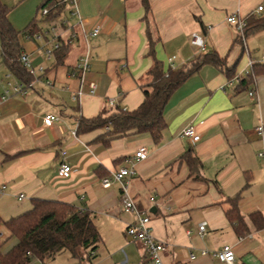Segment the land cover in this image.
I'll use <instances>...</instances> for the list:
<instances>
[{
	"label": "crops",
	"instance_id": "0c3cea01",
	"mask_svg": "<svg viewBox=\"0 0 264 264\" xmlns=\"http://www.w3.org/2000/svg\"><path fill=\"white\" fill-rule=\"evenodd\" d=\"M14 2L9 20L21 32L19 42L33 67L26 68L33 80L26 95L0 100L2 222L29 211L34 199L60 201L95 216L101 241L90 264H151L143 244L126 233L136 219L123 211L122 185L102 183L133 165L127 193L150 218L153 237L164 245L163 264H225L214 256L224 246L232 248L234 264H264V162L258 157L262 141L256 131L264 126V72L255 76L252 71L254 64L264 66V31L245 35L243 42L227 22L233 14L245 20L264 18V0H147V17L144 0L66 1L49 17L41 12L38 17L44 0ZM26 3L30 11L16 16ZM32 22V32L23 33ZM96 28L100 33L92 36ZM148 31L166 69L215 51L228 67L239 62L237 77L229 80L211 65L190 77L164 109L166 128L158 145L149 134L115 139L108 146L96 140L102 130L78 135L81 117L94 118L118 107L134 111L141 105L152 64ZM193 34L203 38L204 49L192 45ZM254 39L258 42H249ZM58 44L67 47L62 56L54 50ZM86 54L85 94L73 101L81 86L73 72ZM243 79L247 87L241 86ZM9 83L21 82L4 62L0 40V92ZM89 83L97 86L93 95L88 94ZM252 91L256 97L249 95ZM47 115L59 121L46 126ZM189 126L201 135L195 146L183 135ZM142 149L148 157L138 160L135 154ZM188 155L198 160L193 171L184 159ZM63 163L73 170L68 179L59 176ZM233 203L241 225L227 214ZM203 223L206 233L201 236ZM0 232L1 257L18 240L3 224ZM28 264L86 263L63 252L49 262L33 259Z\"/></svg>",
	"mask_w": 264,
	"mask_h": 264
},
{
	"label": "trees",
	"instance_id": "16d2710c",
	"mask_svg": "<svg viewBox=\"0 0 264 264\" xmlns=\"http://www.w3.org/2000/svg\"><path fill=\"white\" fill-rule=\"evenodd\" d=\"M66 1L44 0L39 12L48 9L49 17L62 9ZM144 9L147 17L149 12L147 0H144ZM9 13V7L0 0L1 53L10 73L21 83L29 85L33 75L21 63L23 55L19 42L21 32L11 24ZM246 22V37L264 31L263 17L251 16ZM35 26V22H32L23 33L32 32ZM147 37L149 48L147 57L152 59V64L147 71L148 81L142 86L144 100L141 105L134 111L118 107L115 110L105 109L94 118L81 117L76 132L78 135L102 130L103 134L96 140L108 146L115 139L149 134L155 145H158L166 128L164 109L173 94L190 77L207 65L223 71L229 80L237 77L236 67L239 62L228 67L224 58L215 51L202 53L184 66L166 69L163 62L156 57V42L149 31ZM66 48L61 44L55 50L57 56H62ZM252 71L257 76L264 72V66L254 64ZM241 86H248L246 79L241 80ZM184 159L193 171V166L198 163L197 158L188 155ZM227 214L233 223L242 224L243 220L235 203L231 205ZM2 224L9 232V236L16 238L18 243L8 254L0 257V264H28L33 259L49 262L63 252H68L71 256L81 258L86 264H90L101 241L95 216L91 212L60 201L34 199L29 211L5 222L0 219V227Z\"/></svg>",
	"mask_w": 264,
	"mask_h": 264
},
{
	"label": "built area",
	"instance_id": "2783aa9c",
	"mask_svg": "<svg viewBox=\"0 0 264 264\" xmlns=\"http://www.w3.org/2000/svg\"><path fill=\"white\" fill-rule=\"evenodd\" d=\"M67 1H69L72 4L75 3V0H67ZM262 10L263 8L260 7L259 11ZM48 13H49L48 9H44L41 11L42 16H47ZM227 22L237 30L238 35L244 42L246 28H247L246 20L233 14L227 18ZM99 33H100V28H96L93 31L92 36H96ZM191 43L192 45L200 49L205 48L203 38L197 34L192 35ZM58 48H59V44L54 47V50ZM169 61L170 63H173L174 58H171ZM89 62H90L89 55L86 54L82 58H80V60L75 66L73 75H76V73L79 74L81 80V86L79 90L72 96L73 101H79L80 98L85 94L84 77L85 74L89 71ZM21 63L25 68L30 69L32 71L33 67L27 55L25 54L22 55ZM43 71L44 70L41 69V72ZM27 87L28 86L23 83H15V84L9 83L7 85V88H5L2 92H0V100H6L14 95L24 96L27 93ZM96 88L97 86L95 83H89L87 85L88 94L90 95L95 94ZM249 95L251 97H256V93L254 91L250 92ZM108 104L110 107H114L116 105L114 100H110ZM55 121H59V118L53 115H47L44 118V124L46 126H51ZM256 131L262 141V150L258 154V157L264 162V126L262 124L259 125L256 128ZM183 135L191 141L192 146H195L201 139V135L196 131L194 126H189L188 128H186L183 132ZM65 154H66L65 152H62V156H65ZM147 157H148V152L145 149H142L135 154V158L138 160H145ZM72 173L73 170L71 166H69L66 163H63L61 165L59 170L60 177L64 179H68L71 177ZM133 175H135V171L132 165L126 168H122L120 171L113 173L111 177L105 178L102 183L103 186L105 187L110 186V184L113 181L119 182L122 185L124 191L123 200H122L123 211L126 213L133 214L136 219L135 223L128 227L126 232L127 235L133 240L141 242L143 244L146 251L147 260L151 264H163V252L165 250L164 245L158 242L151 234L150 218L147 216H143L135 201L128 196L127 193V185L129 183L128 180ZM23 197L24 196L21 195V199ZM205 233H206V224L203 223L202 225L199 226V235L203 236L205 235ZM3 237H4L3 233L0 232V239H2ZM208 254L209 253L207 251L202 252V255H208ZM214 256L219 258V260L225 264L235 263V254L230 246H224L222 250L214 254ZM191 259L195 260L196 256L191 255Z\"/></svg>",
	"mask_w": 264,
	"mask_h": 264
},
{
	"label": "rangeland",
	"instance_id": "374dc122",
	"mask_svg": "<svg viewBox=\"0 0 264 264\" xmlns=\"http://www.w3.org/2000/svg\"><path fill=\"white\" fill-rule=\"evenodd\" d=\"M22 2L23 1H27V0H21ZM23 5V4H22ZM30 5V3H26V4H24L22 7H21V9H17L16 10V12H15V14H16V16H20L21 15V13L22 12H28V11H30V9H29V6ZM14 6H16V2H14V0H11V4H10V6H9V9H13L12 7H14ZM35 14V12L33 13V15ZM33 15H32V17H33ZM40 12H39V14H38V17H40ZM249 42H258V41H256L255 39L254 40H252V41H249ZM251 47V46H250Z\"/></svg>",
	"mask_w": 264,
	"mask_h": 264
}]
</instances>
